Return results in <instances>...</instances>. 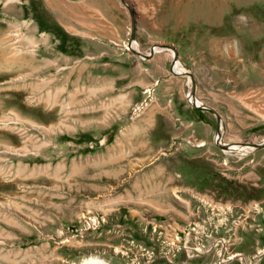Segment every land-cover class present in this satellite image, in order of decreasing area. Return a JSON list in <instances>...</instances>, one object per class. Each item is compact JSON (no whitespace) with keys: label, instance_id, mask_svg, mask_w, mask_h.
I'll use <instances>...</instances> for the list:
<instances>
[{"label":"rangeland","instance_id":"1","mask_svg":"<svg viewBox=\"0 0 264 264\" xmlns=\"http://www.w3.org/2000/svg\"><path fill=\"white\" fill-rule=\"evenodd\" d=\"M164 44L223 144L264 141V0H0V264H264V147L214 143Z\"/></svg>","mask_w":264,"mask_h":264},{"label":"crops","instance_id":"2","mask_svg":"<svg viewBox=\"0 0 264 264\" xmlns=\"http://www.w3.org/2000/svg\"><path fill=\"white\" fill-rule=\"evenodd\" d=\"M207 130V129H206ZM208 131H211L208 129ZM210 134V132H208ZM205 131V137L207 138V134ZM194 138L196 137L193 136ZM138 147L135 145L133 146V149H142V152H138V156H136V160H145L148 159L150 163L152 159L155 158L156 154V147L151 145V143H138ZM138 161H133L128 165H131V167L128 168L130 172H133L132 175H130L132 184L130 185L131 190L133 191V197L131 196V200L129 202H132L133 206H139V205H146L152 208L155 211H162V204L159 200L158 196L164 195L165 190V172L161 164H158L156 162H153L152 164H149L146 166V168L142 169L141 171L133 170L131 171ZM145 166V165H144ZM171 178V177H170ZM168 178V180H170ZM146 195L148 196L149 200H145ZM132 211V212H131ZM131 213H135V210H131Z\"/></svg>","mask_w":264,"mask_h":264},{"label":"bare ground","instance_id":"3","mask_svg":"<svg viewBox=\"0 0 264 264\" xmlns=\"http://www.w3.org/2000/svg\"><path fill=\"white\" fill-rule=\"evenodd\" d=\"M57 6H64V0H56ZM55 7V6H54ZM135 45V41H131L130 47L134 48ZM135 50V49H134ZM159 50H165V48L163 47H154V51H159ZM170 51V55L171 58H173V52L172 50L168 49ZM137 51V50H135ZM141 55V54H140ZM142 56V55H141ZM172 71L175 74H181L183 72H185V69L181 68V64L180 62L177 60L175 62L172 61ZM187 80L189 82V87H188V94H187V100H189V102L195 106H199L202 105L194 96L192 91V86H190L191 83V79L189 76H186ZM222 125L220 123V128H219V132L215 133L214 136V142L224 146V151L227 154H235V155H245L247 152H249L251 150V148L246 147V146H242L240 144H223V140H222ZM81 264H104L101 260L96 259V258H88L86 260H84Z\"/></svg>","mask_w":264,"mask_h":264},{"label":"water","instance_id":"4","mask_svg":"<svg viewBox=\"0 0 264 264\" xmlns=\"http://www.w3.org/2000/svg\"><path fill=\"white\" fill-rule=\"evenodd\" d=\"M130 46V45H129ZM157 47H163V48H165V49H170V47H172V46H170V45H160V46H157ZM170 50H172V52H173V58H172V61L173 62H175V61H177V54H176V51L174 50V49H170ZM152 52H153V50H151ZM151 55V54H150ZM149 55V56H150ZM175 74V73H174ZM178 75H184V76H189L190 77V79H191V81H192V77H191V75H190V73H188V72H183V73H181V74H178ZM193 87H194V85H193V83H192V93H193ZM192 105V104H191ZM194 107H196V108H200V109H202V110H206V111H209V112H211L214 116H215V118H216V127H215V133H218L219 132V128H220V122H221V120H220V117H219V115L214 111V110H212V109H210V108H207V107H205V106H203V105H199V106H195V105H193ZM215 143V142H214ZM218 147H223L224 148V146H222V145H219V144H217V143H215ZM242 146H246V147H249V148H251V150L249 151V152H247V153H250V152H253V151H255V150H258V149H262L263 147H264V141L262 142V143H260V144H253V145H250V144H241ZM246 153V154H247Z\"/></svg>","mask_w":264,"mask_h":264}]
</instances>
